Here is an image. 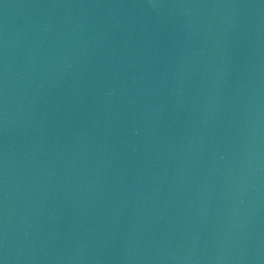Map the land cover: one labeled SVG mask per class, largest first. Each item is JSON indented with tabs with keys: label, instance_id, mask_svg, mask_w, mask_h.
<instances>
[{
	"label": "water",
	"instance_id": "95a60500",
	"mask_svg": "<svg viewBox=\"0 0 264 264\" xmlns=\"http://www.w3.org/2000/svg\"><path fill=\"white\" fill-rule=\"evenodd\" d=\"M46 264H264V0H0Z\"/></svg>",
	"mask_w": 264,
	"mask_h": 264
}]
</instances>
